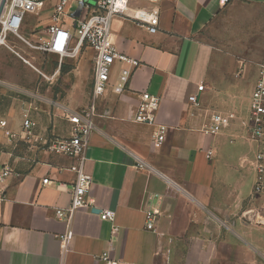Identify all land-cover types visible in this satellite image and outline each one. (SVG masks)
I'll return each instance as SVG.
<instances>
[{
	"label": "crops",
	"instance_id": "crops-1",
	"mask_svg": "<svg viewBox=\"0 0 264 264\" xmlns=\"http://www.w3.org/2000/svg\"><path fill=\"white\" fill-rule=\"evenodd\" d=\"M143 4L132 0L125 16L111 21L115 48L135 64L115 62L98 100L84 164L93 212L77 210L68 221L55 216L70 202L73 159L49 152L46 143L18 141L27 103L11 93L10 72L19 67L0 65V168L8 164L19 174L7 179L0 203V264H104L102 254L112 264H247L264 255V194L252 192L255 145L246 133L251 91L264 63V0L226 6L161 0L154 34L126 18ZM44 11L42 19L30 14L37 18L30 38L50 22L52 9ZM229 37L225 47L215 45ZM93 60L86 47L74 62L73 84L62 100L70 109L88 104ZM123 68L131 75L115 94ZM142 94L160 99L153 125L134 121ZM192 94L198 108L189 102ZM38 106L30 115L39 136H70L71 124L54 107ZM215 112L223 115L221 129L207 134L203 126ZM157 125L166 126L160 144L153 136ZM7 132L15 134L12 143ZM103 208L115 212L113 222L99 218ZM147 209L158 211L153 230L144 227ZM68 229L72 237L63 250L59 236Z\"/></svg>",
	"mask_w": 264,
	"mask_h": 264
},
{
	"label": "built area",
	"instance_id": "built-area-1",
	"mask_svg": "<svg viewBox=\"0 0 264 264\" xmlns=\"http://www.w3.org/2000/svg\"><path fill=\"white\" fill-rule=\"evenodd\" d=\"M132 0H0V48H5L24 63L31 66L44 79L50 77L43 74L30 63L11 43L10 38L23 42L31 50L41 54H52L63 58H73L79 55L83 48L89 47L94 51L92 68V85L87 106L80 109H70L64 104L53 103L33 92L25 91L27 96L26 108L22 112V131L18 141L33 144L38 141L46 143V149L55 154H62L73 159L69 170L74 174V180L70 186V202L66 209H55V216L59 219L70 220L73 214L80 209L94 211V204L87 199L92 183V178L84 170L86 161L85 149L89 143V136L95 129L94 118L97 115L98 100L105 93L110 79V72L115 62H129L135 64L128 56L118 51L111 38V21L118 16H125ZM143 5L137 6L131 17H126L138 26L154 34L158 30L159 5L161 0H140ZM231 0H220L222 6L229 4ZM80 6L78 16L74 13ZM47 8L52 9L51 20L42 28L32 31L34 38L26 37L22 33L26 16L39 14ZM59 64V69H60ZM55 73L52 75L54 77ZM131 71L128 68L120 70L118 82L113 85V92L121 94L129 81ZM202 86L199 90H202ZM156 95L142 94L134 116V121L153 125L155 110L159 104ZM53 104L58 115L71 124V134L67 138L50 136L48 140L36 133L39 122L30 115L31 110H38V103ZM189 102L194 108L200 105L197 94L189 96ZM223 115L213 113L209 122L203 126V131L215 134L220 131ZM0 126H5V121H0ZM166 132L165 125H157L153 134L155 142L160 144ZM247 139L255 145L254 162L256 168V180L252 189L254 194H264V63L258 64V73L250 95L249 121L246 125ZM12 143L15 134L6 133ZM19 176L14 169L3 164L0 168V203L6 197V181L11 176ZM48 177L42 179V184L49 183ZM158 211L145 210L144 227L153 230L154 218ZM98 216L103 221L113 222L115 212L103 208L98 211ZM117 227L112 225L111 234L117 233ZM72 237V231L68 229L59 236L61 248L64 250ZM100 259L104 264H112L107 254H102ZM247 264H264V255Z\"/></svg>",
	"mask_w": 264,
	"mask_h": 264
},
{
	"label": "rangeland",
	"instance_id": "rangeland-1",
	"mask_svg": "<svg viewBox=\"0 0 264 264\" xmlns=\"http://www.w3.org/2000/svg\"><path fill=\"white\" fill-rule=\"evenodd\" d=\"M47 14V11H42L38 18L42 19ZM37 18L35 16L27 15L26 21L22 29V33L29 37L26 33L30 28H32L36 24ZM27 26V27H26ZM39 28V27H37ZM224 37V36H223ZM225 38V37H224ZM230 37L226 42L223 43L216 42L215 45L219 48L225 47V44H229ZM11 43L15 46V48L30 62L34 65L38 70H40L43 74L50 77L49 80L44 79L41 75L38 74L36 70H34L31 66L24 63L21 59L15 56L13 53L8 51L5 48H0L5 50V54L0 57V65L5 63L9 69H13L14 67H19V69L11 71L12 77L15 79V87L11 88V93L16 96V98L20 101H26L27 97L24 94L26 90L33 91L43 98H46L53 103L63 104L62 100L64 95L70 89L73 84V76L70 73L74 67L75 60L80 56V54L86 49L83 48L82 52L73 58H63L60 60L58 56L52 54H41L37 53L30 48H28L23 42L10 38ZM262 48L264 51V35L262 39ZM59 64L63 65V69H59ZM4 65V64H3ZM55 71L57 73L52 76ZM86 86L90 88L91 82L90 77L86 80ZM26 99V100H25ZM53 106V104H51Z\"/></svg>",
	"mask_w": 264,
	"mask_h": 264
},
{
	"label": "water",
	"instance_id": "water-1",
	"mask_svg": "<svg viewBox=\"0 0 264 264\" xmlns=\"http://www.w3.org/2000/svg\"><path fill=\"white\" fill-rule=\"evenodd\" d=\"M79 12H80V6L77 8V10L75 11L74 15L75 16H78L79 15ZM99 211V210H98Z\"/></svg>",
	"mask_w": 264,
	"mask_h": 264
},
{
	"label": "trees",
	"instance_id": "trees-1",
	"mask_svg": "<svg viewBox=\"0 0 264 264\" xmlns=\"http://www.w3.org/2000/svg\"><path fill=\"white\" fill-rule=\"evenodd\" d=\"M62 69H63V65L61 64V65H60V70H62Z\"/></svg>",
	"mask_w": 264,
	"mask_h": 264
}]
</instances>
